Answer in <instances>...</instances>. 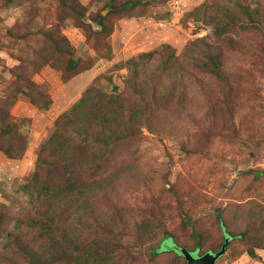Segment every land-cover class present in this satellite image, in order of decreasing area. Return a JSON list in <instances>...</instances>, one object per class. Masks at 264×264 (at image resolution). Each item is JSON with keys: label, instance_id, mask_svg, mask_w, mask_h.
<instances>
[{"label": "rangeland", "instance_id": "rangeland-1", "mask_svg": "<svg viewBox=\"0 0 264 264\" xmlns=\"http://www.w3.org/2000/svg\"><path fill=\"white\" fill-rule=\"evenodd\" d=\"M109 1L69 0L64 7L59 0H0V98L8 92L11 70L20 66L21 74L30 76L49 99L46 108H38L19 95L10 108L9 114L21 120L27 145L20 159H8L0 152V207H9L12 216L19 211L18 188L33 172L40 146L52 134L57 118L78 102L90 86L95 84L107 93L111 78L122 91L127 60L153 52L156 62L163 57L159 52L164 45L181 59L184 47L202 38L222 52L236 89L249 105L258 108L249 109L247 120L241 123L245 134L238 139L222 134L224 120L219 115L218 121H184L175 105L168 106L163 114L155 116L163 130H143L135 147L120 150V168L124 173L118 189L119 197L124 199L119 200V210L132 211L136 205V211L151 210L154 215L165 217L166 227L183 247L193 244L190 233L202 232L203 241L210 233L207 247L219 241L214 210H225L231 221L242 218L245 225L249 219L241 213L242 207L252 201L264 203V178L253 175L255 170L264 171V29L241 30L243 19L233 18L238 24L216 38L212 15L225 7L228 14L238 16L239 10H232L234 0H179L178 9H174L172 0H139L142 5L132 15H110V58L105 59L98 57L92 47L94 42L88 41L86 33L99 30L92 17H106L111 10ZM240 1L259 10L257 17L264 26V0ZM80 18L88 24L86 28L80 25ZM56 30L73 48L74 59L81 64L92 62L89 69L68 80L63 79L62 69L49 63L54 50L43 34ZM200 31L205 34L196 37ZM228 39L235 48L228 45ZM56 60L63 66V56ZM210 83L215 90L217 85ZM187 84L195 109L200 88L189 80ZM240 99L239 94L233 96V101ZM179 204L196 222L195 228L182 229L177 216ZM123 243L129 246L133 240L126 238ZM176 248L172 240L161 242L158 237L133 252L139 255L137 264H163L165 260L167 264H181L180 259L172 258ZM152 249L158 253L155 259L150 258ZM246 249V242L235 241L215 264H264V250H257L258 257L252 259L245 254Z\"/></svg>", "mask_w": 264, "mask_h": 264}, {"label": "trees", "instance_id": "trees-1", "mask_svg": "<svg viewBox=\"0 0 264 264\" xmlns=\"http://www.w3.org/2000/svg\"><path fill=\"white\" fill-rule=\"evenodd\" d=\"M59 1L68 6L69 0ZM231 2L232 10H239L238 16L228 14L225 7L212 15L216 38L238 24L233 18L243 19L241 30L264 29L257 17L258 9L245 6L240 0ZM108 5L111 10L106 17L100 14L92 17L99 30L86 33L88 41L94 42L92 47L98 57L105 59L110 58L107 41L112 31L110 15H132L142 4L139 0H110ZM79 23L84 28L88 25L82 18ZM43 36L54 50L53 61H45L62 69L63 79L92 66L91 61L81 64L73 58V48L57 30ZM227 43L235 48L231 39ZM159 54L163 57L156 62L153 52L127 60L122 91L111 78L108 84L112 86L107 93L93 84L57 118L52 134L39 148L33 172L18 188L19 211L12 216L9 207H0V264H137L139 255L133 251L145 248L158 237L161 242L170 239L177 245L172 258L180 259L181 264L187 263L178 249L202 256L218 252L226 239L225 253L235 241L247 243L245 254L252 259L258 257L257 250H264V203L257 201L242 207L241 213L249 219L245 225L240 221L242 218L231 221L225 210H214L219 241L207 247L210 233L206 241L202 232L190 233L193 244L183 247L166 227L165 217L160 218L151 210L136 211L133 209L136 205L132 211L119 210V200H124L118 189L124 173L120 168V150L135 147L143 130L146 133L163 130L155 116L163 114L168 106L175 105L184 121L190 118L218 121L219 115L224 120L222 134L236 139L245 134L241 123L247 120L248 110L258 109L249 105L236 89L222 52L202 38L189 42L181 59L166 45ZM58 56L65 58L63 66L57 62ZM21 73L20 66L11 70L8 92L0 98V152L8 159H20L27 145L21 120L9 114L14 100L20 95L38 108L49 104L46 93L33 84L30 76ZM188 80L197 84L201 92L195 109L194 97L187 92ZM210 82L217 85L215 90ZM178 84L182 88H177ZM235 94L241 96L240 101H233ZM177 216L182 229L195 228L196 222L180 204ZM126 238H131L133 244L124 245ZM157 256L152 249L150 258Z\"/></svg>", "mask_w": 264, "mask_h": 264}, {"label": "water", "instance_id": "water-1", "mask_svg": "<svg viewBox=\"0 0 264 264\" xmlns=\"http://www.w3.org/2000/svg\"><path fill=\"white\" fill-rule=\"evenodd\" d=\"M258 177H264V171L262 170H255L254 171V178ZM228 243V240L226 239L224 241V244L220 248V250L216 253H206L202 256H193L189 252L178 249L179 253L185 258L187 264H215L216 261L224 255L225 253V247Z\"/></svg>", "mask_w": 264, "mask_h": 264}, {"label": "built area", "instance_id": "built-area-1", "mask_svg": "<svg viewBox=\"0 0 264 264\" xmlns=\"http://www.w3.org/2000/svg\"><path fill=\"white\" fill-rule=\"evenodd\" d=\"M179 4H180V1L179 0H172V5L174 6V9H178L179 7ZM204 31H200L199 33H196V37H202L204 35Z\"/></svg>", "mask_w": 264, "mask_h": 264}]
</instances>
